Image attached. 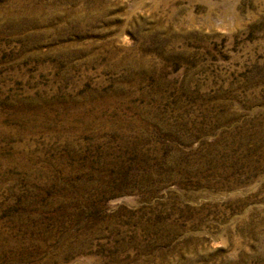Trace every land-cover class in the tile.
I'll return each mask as SVG.
<instances>
[{
	"label": "rangeland",
	"instance_id": "374dc122",
	"mask_svg": "<svg viewBox=\"0 0 264 264\" xmlns=\"http://www.w3.org/2000/svg\"><path fill=\"white\" fill-rule=\"evenodd\" d=\"M0 264H264V0H0Z\"/></svg>",
	"mask_w": 264,
	"mask_h": 264
}]
</instances>
